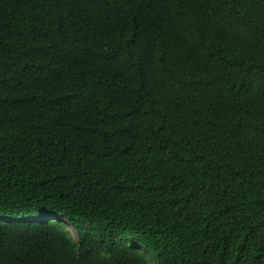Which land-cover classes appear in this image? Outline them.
Instances as JSON below:
<instances>
[{
    "label": "trees",
    "instance_id": "16d2710c",
    "mask_svg": "<svg viewBox=\"0 0 264 264\" xmlns=\"http://www.w3.org/2000/svg\"><path fill=\"white\" fill-rule=\"evenodd\" d=\"M0 264H264V0H0Z\"/></svg>",
    "mask_w": 264,
    "mask_h": 264
},
{
    "label": "rangeland",
    "instance_id": "374dc122",
    "mask_svg": "<svg viewBox=\"0 0 264 264\" xmlns=\"http://www.w3.org/2000/svg\"><path fill=\"white\" fill-rule=\"evenodd\" d=\"M61 219H63L64 220V218H61ZM74 232V231H73Z\"/></svg>",
    "mask_w": 264,
    "mask_h": 264
}]
</instances>
